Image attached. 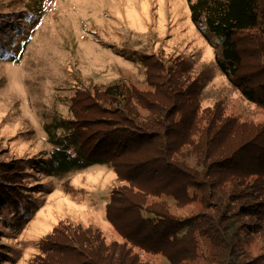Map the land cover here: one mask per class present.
<instances>
[{"label":"trees","instance_id":"obj_1","mask_svg":"<svg viewBox=\"0 0 264 264\" xmlns=\"http://www.w3.org/2000/svg\"><path fill=\"white\" fill-rule=\"evenodd\" d=\"M186 1L218 70L264 109V0ZM16 22L0 16V59H20L25 42L18 54L6 43ZM142 63L145 88L125 81L78 88L71 117L44 127L50 174L94 164L114 170L105 214L122 241L60 224L32 264H152L140 251L164 264H193L201 247L211 264H264V123L229 115L218 103L203 106L207 75L192 76L195 61L166 65L146 56ZM3 156L0 225L8 210L21 226L33 207L25 193L32 166ZM171 205L193 206L179 214Z\"/></svg>","mask_w":264,"mask_h":264},{"label":"rangeland","instance_id":"obj_2","mask_svg":"<svg viewBox=\"0 0 264 264\" xmlns=\"http://www.w3.org/2000/svg\"><path fill=\"white\" fill-rule=\"evenodd\" d=\"M0 16L17 21L7 49L18 54L25 42L18 61L0 59V153L32 166L28 185L33 186L25 193L34 207L21 226L5 212L0 264H32L41 241L60 224L95 227L106 242L122 241L105 214L117 184L110 166L94 164L57 176L43 168L51 151L44 127L71 117L78 88L116 81L145 88L143 58L171 65L180 57L195 61L192 76L207 75L203 106L218 103L229 115L264 123V109L247 101L216 67L214 48L191 22L186 0H0ZM192 206L171 205V210L187 214ZM198 254L193 264H211L204 247ZM140 256L164 264L160 255L140 251Z\"/></svg>","mask_w":264,"mask_h":264}]
</instances>
